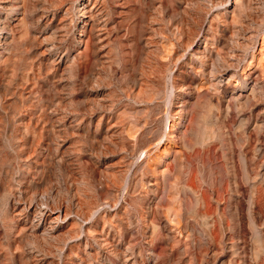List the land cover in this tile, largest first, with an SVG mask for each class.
Segmentation results:
<instances>
[{
    "label": "rangeland",
    "instance_id": "obj_1",
    "mask_svg": "<svg viewBox=\"0 0 264 264\" xmlns=\"http://www.w3.org/2000/svg\"><path fill=\"white\" fill-rule=\"evenodd\" d=\"M0 264H264V0H0Z\"/></svg>",
    "mask_w": 264,
    "mask_h": 264
},
{
    "label": "bare ground",
    "instance_id": "obj_2",
    "mask_svg": "<svg viewBox=\"0 0 264 264\" xmlns=\"http://www.w3.org/2000/svg\"><path fill=\"white\" fill-rule=\"evenodd\" d=\"M34 204V213H35V218L33 220L34 224L36 227H44L46 224L53 225L57 222H59L60 219H66L68 218V213L67 212H61L60 210L58 211H53L49 210L47 206H40L36 205V203H31ZM38 204V203H37ZM45 204V203H44ZM28 208H31V205L28 204ZM63 213V214H62ZM58 224V223H57ZM48 225V226H49ZM50 227V226H49ZM49 227H47L49 229ZM54 227V226H53ZM51 231V230H50ZM53 231V230H52ZM48 235V234H47ZM51 235V234H50ZM69 241V240H68ZM72 241V240H71ZM70 242V241H69ZM68 242V243H69ZM67 243V244H68ZM71 243V242H70Z\"/></svg>",
    "mask_w": 264,
    "mask_h": 264
}]
</instances>
